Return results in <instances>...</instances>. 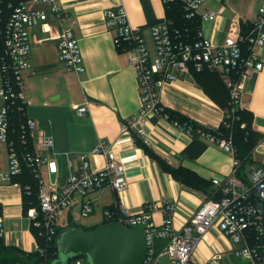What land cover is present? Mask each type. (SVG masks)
<instances>
[{
    "label": "crops",
    "instance_id": "obj_1",
    "mask_svg": "<svg viewBox=\"0 0 264 264\" xmlns=\"http://www.w3.org/2000/svg\"><path fill=\"white\" fill-rule=\"evenodd\" d=\"M263 3L264 0H206L201 13L214 11L215 16L200 23L205 37L220 44L233 34L249 30ZM59 4L65 10L63 24L50 18L51 34L40 27L31 30L33 68L24 75L26 115L34 120L38 131L46 132L54 140V147L43 148L37 138L33 139L34 150L54 158L58 165L57 177L50 175L47 166L41 169L42 177L46 185L56 178L58 187L64 188L69 177L78 172L79 154H89L92 169H103L104 157L92 154L101 141L111 146L118 161L127 167L124 191L116 193L109 187L91 191L89 198L94 207L87 216L81 213L83 196L74 194L72 205L59 225L73 221L81 227H96L107 222L104 212L115 206L128 213L154 206L152 218L161 225L165 218L163 208L172 203L174 227L181 231L207 197L220 195L213 179L229 177L234 159L214 142L191 137L174 122L155 113L145 118L149 145L136 131L121 130L123 122L140 111L141 91L136 72L127 55L117 48L104 17L108 8L123 7L131 25L143 33L153 49L151 30L165 21L172 23L171 7L161 0H61ZM30 6L38 7L33 3ZM63 28L72 30L81 45L85 66L82 73L67 69L59 60V41L55 37ZM259 52L264 64V48ZM244 95L252 127L264 136V68L253 71ZM161 101L168 109L198 124L218 129L224 117L226 94L219 75L206 72L184 77L166 87ZM87 102V115H77L74 106ZM6 145L5 153L0 152L6 157V162L0 163V173L9 167ZM0 201L8 231L5 242H15L29 251L28 245L34 240L23 193L13 183L0 179ZM242 247V242L233 243L219 228L213 227L198 240L193 258L197 264H204L220 254L223 256L216 264H243L234 253ZM171 260L166 255L161 257L163 263Z\"/></svg>",
    "mask_w": 264,
    "mask_h": 264
},
{
    "label": "built area",
    "instance_id": "obj_2",
    "mask_svg": "<svg viewBox=\"0 0 264 264\" xmlns=\"http://www.w3.org/2000/svg\"><path fill=\"white\" fill-rule=\"evenodd\" d=\"M61 0H0V35L3 43V53L0 55L2 84L0 97L3 104L0 107V140L7 144L9 167L0 173L4 183L12 184L15 176L21 175L25 162L30 166L39 180V208L32 207L27 211L35 244V249L26 252H38L42 258L39 264H52L47 248L58 236L59 221L70 209L73 195L83 196L82 216L93 211V203L89 194L94 190L112 188L116 193L127 188V167L120 163L111 146L101 141L92 151L94 155H102L105 159L103 169H92L89 154H79L78 172L72 174L64 188H59L56 182L46 185L41 169L48 167L50 175L57 177L58 165L54 158H49L36 151L21 154L15 143L9 140L11 107L21 103L27 106L25 96L24 75L32 70L30 61L33 41L31 30L37 27L51 34L53 27L50 18H56L60 24L65 20V10L59 4ZM169 7L175 4L182 6L187 20L198 19L207 21L215 16L214 11L201 13L206 0H161ZM38 5L32 8L30 5ZM105 26L114 34L117 48L127 55L129 64L136 72L140 95V111L123 122V132L136 131L145 145L150 144L149 134L145 127V118L149 113H155L169 119L161 101L162 91L174 82L194 75L196 72L210 71L218 73L228 87L231 95L232 112H225L222 123L231 127L237 110L245 109L243 96L246 82L253 71L264 68L259 50L264 48V3L255 24L246 33L239 32L227 37L222 43L214 44L204 35L200 27L191 34L188 28L182 32L165 21L155 25L151 30L153 49L148 45L143 33L135 29L123 7L108 8L104 12ZM72 30L63 28L56 35L59 41V60L67 69L76 73L85 71L83 55L79 42L73 36ZM77 115L85 116L88 112V102L85 105L74 106ZM174 124L191 137H201L214 142L234 159L232 174L223 179H213V184L220 188L218 197H207L198 207L194 216L178 231L174 227V204L167 203L163 212L165 215L161 225L155 224L152 211L155 207L146 206L139 213H128L115 206L105 210L108 220L118 221L132 229L141 230L147 240L148 252L142 264H197L193 253L198 240L211 228L217 227L233 243H241L243 247L235 251L237 258L243 264H264V221L262 207L255 196L264 201V160L257 161L256 152L264 156V137L252 151L253 163L246 169L245 181L238 178L240 161L234 146L233 138L215 135L209 127L203 124L194 128L193 125ZM246 124L242 125V128ZM22 143L29 139H38L43 148L54 147L52 136L38 131L34 120L27 118L21 125ZM70 164L72 160L69 159ZM15 187L21 185L13 183ZM31 187L25 191L30 194ZM0 201V240L5 245L8 231L5 217L1 215ZM39 239L45 240L47 247H42ZM159 242H163L162 250H158ZM166 255L172 260L163 263L161 257ZM223 255L216 254L211 261L204 264H216ZM69 264H86L83 257L69 261Z\"/></svg>",
    "mask_w": 264,
    "mask_h": 264
},
{
    "label": "trees",
    "instance_id": "obj_3",
    "mask_svg": "<svg viewBox=\"0 0 264 264\" xmlns=\"http://www.w3.org/2000/svg\"><path fill=\"white\" fill-rule=\"evenodd\" d=\"M170 7H171V11L174 14V17L172 19V27L176 29H180L182 32H184L185 29L188 28L191 34L194 35V33H196V31L200 27L199 20L198 19H195L193 21L187 20L185 18L184 11L181 5L178 6V4H175ZM247 31L248 30L246 31L243 30L242 33H246ZM2 53H3V43L0 35L1 56ZM206 72L209 73L210 71L196 72L194 73V75L206 73ZM210 73L219 75L218 73H214V72H210ZM219 78L221 79L226 94V101L223 105V109L225 112L230 113L232 112L230 91L224 82L225 80H223L220 75ZM21 105L22 104L19 103L11 107L9 140L15 143L16 147L18 148L21 154H24L26 152H34L35 150L33 145V139H29L25 145H23L22 143L23 130H21V125L24 122H26L28 116L26 115L27 106L25 107L23 106V110L21 111L20 109ZM165 113L168 115L169 120L172 122H179V124L193 125L194 128H197L200 125L191 118L181 115L180 113L173 111L171 109L166 108ZM235 116L237 118L233 119L231 127H228L227 125L222 123L218 129H214L211 132L215 135H221L224 137L231 135V137L233 138L234 146L237 151V157L241 164L240 167L241 169H239L238 172V178L245 181L246 169L248 166H250L253 163L252 151L264 136L253 129L251 124V117L247 110L245 109L237 110L235 112ZM243 124H246L244 128H242ZM146 150L148 149L146 148ZM12 182L21 185L23 189L25 212H27L32 207L39 208L40 205L38 198L39 190H40L39 180L35 176L30 166H28L24 162L22 166L21 175L13 177ZM27 186H30L32 189L30 194H28L25 191ZM106 221L110 222L111 220H106ZM69 226H79V225L74 223L73 221L67 223L66 226L60 225L58 228V233L62 229ZM93 228L95 227L85 228V229L89 230ZM39 243L42 247L44 248L47 247L45 240L39 239ZM159 243H163V242H159ZM163 246L164 243L161 246H159L158 244V250H161ZM47 248H49L48 249L49 259L51 262H53V260H55L57 257V250L55 248V244L52 243ZM41 260L42 258L38 252H26L23 250V248L21 249V247H17V246L8 247L7 245L4 244L2 240H0V264H39Z\"/></svg>",
    "mask_w": 264,
    "mask_h": 264
},
{
    "label": "water",
    "instance_id": "obj_4",
    "mask_svg": "<svg viewBox=\"0 0 264 264\" xmlns=\"http://www.w3.org/2000/svg\"><path fill=\"white\" fill-rule=\"evenodd\" d=\"M255 198L262 207L264 221V201ZM55 248L57 257L52 264H69L77 257H83L86 264H142L149 253L144 233L118 221L89 230L81 226L66 227L59 232Z\"/></svg>",
    "mask_w": 264,
    "mask_h": 264
},
{
    "label": "rangeland",
    "instance_id": "obj_5",
    "mask_svg": "<svg viewBox=\"0 0 264 264\" xmlns=\"http://www.w3.org/2000/svg\"><path fill=\"white\" fill-rule=\"evenodd\" d=\"M1 84H2V72H1V69H0V86H1ZM2 104H3V100L0 97V105H2ZM5 148H6L5 144L0 140V152L5 153ZM254 154H255L254 156H255L256 160H258V161L259 160L260 161L264 160V156L261 155L259 152H256ZM2 162H4V163L6 162V157H5L4 154L0 155V163H2ZM6 171H7V169L3 170L1 173L6 172ZM17 239H19V237H17ZM28 246H29V248L27 250H29V251H32V250H34L36 248L35 244H34V242L32 240L30 241Z\"/></svg>",
    "mask_w": 264,
    "mask_h": 264
}]
</instances>
